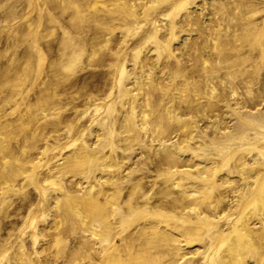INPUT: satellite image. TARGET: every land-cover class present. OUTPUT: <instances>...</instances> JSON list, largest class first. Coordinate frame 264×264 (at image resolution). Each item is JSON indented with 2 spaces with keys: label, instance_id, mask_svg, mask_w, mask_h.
Instances as JSON below:
<instances>
[{
  "label": "rangeland",
  "instance_id": "1",
  "mask_svg": "<svg viewBox=\"0 0 264 264\" xmlns=\"http://www.w3.org/2000/svg\"><path fill=\"white\" fill-rule=\"evenodd\" d=\"M0 264H264V0H0Z\"/></svg>",
  "mask_w": 264,
  "mask_h": 264
}]
</instances>
